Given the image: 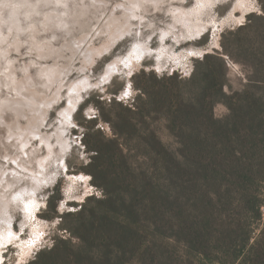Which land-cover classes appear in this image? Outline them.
I'll list each match as a JSON object with an SVG mask.
<instances>
[{
	"label": "trees",
	"instance_id": "1",
	"mask_svg": "<svg viewBox=\"0 0 264 264\" xmlns=\"http://www.w3.org/2000/svg\"><path fill=\"white\" fill-rule=\"evenodd\" d=\"M258 2L261 14L223 32L221 52L195 61L188 78L141 72L132 105L94 102L113 135L92 131L91 121L83 137L93 153L86 171L103 196L60 217L71 238H54L27 264H264ZM229 62L244 74L239 90L228 84ZM218 104L227 110L222 118ZM58 199L49 198L52 217Z\"/></svg>",
	"mask_w": 264,
	"mask_h": 264
},
{
	"label": "rangeland",
	"instance_id": "2",
	"mask_svg": "<svg viewBox=\"0 0 264 264\" xmlns=\"http://www.w3.org/2000/svg\"><path fill=\"white\" fill-rule=\"evenodd\" d=\"M76 1L77 0H70L68 6L73 8L74 2ZM246 1L250 6L242 10V8L239 7L242 0H209L211 4L208 3L207 5V13L205 12L201 17L204 21L212 24L199 37L195 39H181L178 43L175 42L173 36H168L165 38L162 36V30L166 29L169 24L173 23L172 17H170L166 13V11L168 10V5L166 7H163L162 10H159L155 9L152 4H148L152 6H149V8L147 9V13L144 14L146 15V17H144V19L146 18V22L144 20L143 24L138 23L136 25V28H139L141 33L129 36L117 42L116 45L111 49L110 53L104 54L96 61V64L90 69L91 71H89L88 74L91 77L92 81H97L98 78L103 75L102 73L106 69L107 65L113 62L117 57L126 58L131 52V48L133 47V45L136 42H142L156 50H160V47L162 45L169 46V48L172 49V51L176 54H185L190 50H204L206 51V53H204L203 55L197 54L195 57L187 56V58L183 59L182 61L183 65H180L177 62L174 63L173 59L167 58L170 61L166 62L165 67L160 71H157L156 68V58H154L153 56L143 57L140 60L138 67L132 69L131 75H129V77L126 78L125 73L122 72V74L116 73L111 78L116 82L117 85L125 82L132 83L133 77L140 74L141 72L151 73L156 77L169 76L172 73H176L177 75H183V77H181L183 79H186L193 71L195 61L201 59L206 54L221 52L220 38L223 32L225 33L229 30L236 29L244 24V22H246V16L248 14H261L260 4L258 0ZM197 2L198 0H178L174 1L172 4L191 10L195 8ZM87 3H90V1H87ZM112 8L113 7L110 6V11L112 10ZM157 10L160 12H158ZM66 11L67 8L63 5H54V3L50 4L49 0H0L1 32L6 37L7 35H9L7 37L8 43L6 42L5 44L2 43L0 45V51H3V54L0 55V78L3 79V86L0 88V95L2 96V98H16V90L18 85L22 81L26 80V66H30V71L32 74L31 76L37 84L44 83L43 79L40 77V70L37 67V64L41 61L37 57V51L33 49V45L31 46L34 39L39 43L47 42L48 39L57 48L61 49L66 42L70 43L73 39L82 37V32L84 33L85 31H87L86 28H78V26L76 24L74 25L73 23H71L69 28L72 29L75 26L76 28H74L73 30L75 34L72 31V34L71 32L67 33L63 28L57 29L54 33L44 31V17H46L48 13L57 12L64 17ZM231 13L236 15V17H238L239 19L240 17L243 18H241L240 20L238 19V22L236 21L232 23H225L222 27H219L218 31L216 32V29L213 28L214 22L216 21L215 23L220 25L224 20L227 19V17L230 16ZM74 19L77 18L74 17ZM91 19L92 21L89 19L86 21L89 25H93L95 23L93 17H91ZM210 19H212L213 21H211ZM78 21L80 22L81 19H79ZM32 25H35L41 30L37 38H34L33 35L29 33L30 26ZM10 32L12 34H10ZM14 34L17 37L14 36V38ZM216 34L218 35L219 48H215V45H213V38ZM17 39L22 44V46H20L19 48L13 46L12 44ZM105 41L106 36L103 35L101 38L95 39L94 45L100 47ZM9 43H11L12 45ZM64 55L66 56V58L60 60L59 62H61L60 64L71 66V68L73 69V73L69 76L68 79L72 82L76 81L82 75L77 70V68L81 67L82 64L79 60L78 62H75L74 66H72L74 61H70L72 55L69 52H66ZM53 63L54 62L52 61V59L47 61V64L49 65H52ZM47 64L45 63L42 65L45 66ZM101 65H103V71H97V69H99ZM228 67V84L230 85L232 91L239 90L242 84L245 83L244 74L241 68L235 63L229 62ZM67 81L68 80H66V82ZM12 82H15V84L13 85L12 89L8 91L6 89V86H11ZM38 88H41L40 85ZM104 88L105 91L103 93H101L97 88L86 89L80 93V100L76 102V106L71 116L70 124H66L63 129L66 132L62 136V139L66 141L67 146H65L64 151H62L60 146L57 145L56 136L52 138L51 142L55 146L57 154L59 155L57 156L58 158L55 159L54 162H52L48 169V181H51L49 183H42V187L38 189L34 195L30 194V200H32L30 208L31 211H26L28 206L25 203H22V201L18 202L17 205L10 204L8 210L12 219V223H10V229L14 233L18 232L19 235L15 240L11 242L10 247L5 248L3 247V245H1V253L6 251L8 255V259L5 260L3 264H27L34 259L35 255L39 251L50 248L53 244L54 238H71L69 234L59 229V225L61 224L60 217L67 213L78 211L88 197L93 196L95 198H102L103 194L102 192L100 193L101 190L92 184V177L86 171V167L90 162L91 156L93 155V153L86 150L83 140L84 135L89 129L87 123L92 121L90 119H87V116L92 114V112L89 111L90 109L94 110L96 113V118H98V120H95L96 123L102 124L104 125V127L98 128L94 126L92 131L99 130L103 134V136L108 138L112 137L113 135L109 125L99 118V110L95 106L94 102L99 101L108 104L114 100L115 102H121L123 106H130L132 105L137 93V91L133 87V95L130 99L127 100V102L115 99H112L109 102L108 98L112 96L113 93L118 95L119 92L111 84H105ZM55 89L56 88L52 89V91ZM224 91L229 92V89L226 87ZM61 93L63 94V99L58 104L56 103V105L49 109L47 115L45 116L43 126H41L42 133L48 134L49 136L55 135L56 130L61 128L58 121H63V119L59 114L67 107L66 95L68 94V92H65L64 89ZM48 95L49 98H52L53 92H48ZM22 109L24 111H27L28 115H32L28 107L24 106ZM226 114L227 110L223 105L218 104L215 107V117L222 118ZM5 115L9 116L8 122H15V111L7 112ZM21 121L25 125H27L24 120ZM36 121H41V118L38 120L36 119ZM13 131L16 130L14 129ZM0 136L2 137L3 142L8 144V130H4L2 127H0ZM32 144H34L37 149L40 148L41 155L46 158L48 153L47 148L43 145L41 146L38 140H34ZM9 151H11L12 154H14L15 151L17 152L15 148H10ZM0 152L1 154L3 153L2 148ZM34 165L36 169H38V165L36 162L34 163ZM11 166L14 168V165ZM72 175H85L89 177V180L87 181V184L83 183L82 181L71 183L70 179ZM22 185L23 182L19 184V186ZM57 194L59 196V199L55 202V216L52 217L53 213L50 210L49 198L55 197ZM69 209H71V211ZM262 213V226H264V209L262 210ZM36 225H40V227H42V236L40 235V238H37V240L39 241L38 245L33 248L30 255H25L23 253L24 249L21 246L24 242L31 241L34 238L33 232Z\"/></svg>",
	"mask_w": 264,
	"mask_h": 264
},
{
	"label": "bare ground",
	"instance_id": "3",
	"mask_svg": "<svg viewBox=\"0 0 264 264\" xmlns=\"http://www.w3.org/2000/svg\"><path fill=\"white\" fill-rule=\"evenodd\" d=\"M87 1H90V3H87ZM174 1L178 0H77L74 2L73 8H71L68 6L70 0H49L50 4L63 5L67 8V11L64 17L57 12L48 13L44 17V31L54 33L57 29L63 28L67 33L74 32L73 30L76 27L74 26V28L70 29L71 23L76 24L78 28H86L87 31L82 32V37H78V35V39L73 37L75 39L72 38L73 40L71 39L72 42L70 43L66 42L61 49L57 48L48 39L44 43H39L34 39L31 46L33 45V49L37 51V57L41 61L37 64V67L40 70V77L44 83L37 84L31 76L30 66H26V80L18 85L16 98L10 97L4 99L0 95V127L8 130L7 142L9 144L4 143L0 136V147L3 151L2 154L0 152V253L1 245H4L5 241L9 239V234H13L11 242L17 238L15 233L10 229V223H12L8 212L10 204L17 205L18 202L22 201V203L28 206L26 211L29 210L30 212L32 204L30 196L34 195L42 187V183H49L51 181H48V169L59 155L51 140L56 136L57 145L60 146L62 151L65 150L66 141L62 139V136L66 131L63 129L66 124H70L76 102L80 100V93L86 89L96 88L97 81H92L88 74L91 71L90 69L96 64V61L104 54L110 53L117 42L141 33L140 29L136 28V25L144 23L146 19H144L146 17L144 14L147 13V9L152 5L155 9L159 10L168 5L166 13L172 17L173 23L162 30V36L164 38L173 36L176 43L181 39L186 40L199 37L212 24L204 21L201 17L207 10V5L210 3L209 0H206L204 3L198 0L195 8L191 10L173 5ZM110 6L113 7L111 11L109 9ZM249 6L246 0H242L239 5L242 10ZM74 17L77 19H74ZM91 17L95 20L93 25H89L86 22L88 19L92 21ZM79 19H81L80 22L78 21ZM238 19L236 15L231 13L226 20H222L223 22L220 25L215 23V21L213 28L217 32L218 28L222 27L225 23L238 22ZM210 20L213 21L212 19ZM11 32L10 34H12ZM40 32L41 30L35 25L30 26L29 33L34 38H37ZM103 35L106 36V41L100 47L94 45L95 39H99ZM7 37L3 35L0 28V45L8 41ZM12 44L17 48L22 46L18 39ZM213 45H215V48H219L217 34L213 38ZM66 52L72 55L70 60L71 62L74 60L72 66L79 60L82 64L81 67L77 68L82 75L73 82L68 79L73 73L71 66H66L59 62L66 58L64 55ZM204 53H206L204 50H190L185 54H176L169 46L162 45L160 50H156L145 43L136 42L126 58L117 57L107 65L102 74L109 75L111 79L116 73L122 74L123 72L127 78L129 77L128 73L132 72V69L137 68L140 60L146 56L156 58V68L160 71L165 67L166 62L170 61L167 58L173 59L174 63L177 62L183 65L182 61L187 56L195 57L197 54L203 55ZM1 54H3V51H0ZM50 59L54 62L52 65L47 64V61ZM45 63L47 65L43 66L42 64ZM66 80L68 81L66 82ZM14 84L15 82H12L11 86L7 85L6 89L8 91L11 90ZM39 85L41 88H38ZM2 86L3 79L0 78V88ZM54 88L56 89L52 91ZM64 89L65 92H68L66 95L67 107L59 114L64 122L59 120L58 123L61 128L56 130L55 135L49 136L42 133L41 126H43L49 109L63 99L61 92ZM48 92H53L52 98L48 97ZM24 106L29 108L32 115H28L27 111L22 109ZM13 111L16 112V120L14 123L8 122L9 116L5 114ZM40 118L41 121H36V119ZM21 120H24L27 125ZM14 129L16 131H13ZM34 140H38L41 146L43 145L47 148L48 153L46 158L41 155L40 148L37 149L32 144ZM10 148H15L17 152L15 151L12 154L9 151ZM35 162L38 165V169L34 165ZM11 165H14V168ZM88 180L89 177L85 175H72L70 179L71 183L82 181L85 184H87ZM22 182L23 185L19 186ZM33 235L34 238L31 241L24 242L21 246L24 249L23 253L25 255H30L33 248L38 245L39 241L37 238H40V235L42 236V227L40 225L35 226Z\"/></svg>",
	"mask_w": 264,
	"mask_h": 264
},
{
	"label": "snow or ice",
	"instance_id": "4",
	"mask_svg": "<svg viewBox=\"0 0 264 264\" xmlns=\"http://www.w3.org/2000/svg\"><path fill=\"white\" fill-rule=\"evenodd\" d=\"M201 2L204 3V2H206V0H201ZM97 71H101L102 72L103 71V65H101L100 68L97 69ZM157 71H159V69H157ZM128 75H131V72H129ZM105 84H111L119 92L118 95L113 93V95L108 98L109 102L112 99L123 101V102H127V100L130 99L131 96L133 95V91L134 90H133V84L131 82H125V83L117 85L115 81L110 79L109 75H102L97 80L96 88L101 93H103L105 91V88H104ZM89 111L92 112V114L87 116V119H90V120H92L95 123L96 113H95L94 110H91V109ZM101 111H102V109H101ZM95 126L98 127V128H103L104 127V125L99 124V123H96ZM69 210L71 211V209H69ZM12 235L13 234H9V239L7 241H5L3 247L8 248V247L11 246V236ZM15 235L18 237L19 233L17 232V233H15ZM7 259H8V255H7L6 251L3 252V253H0V264H3V262L5 260H7Z\"/></svg>",
	"mask_w": 264,
	"mask_h": 264
},
{
	"label": "built area",
	"instance_id": "5",
	"mask_svg": "<svg viewBox=\"0 0 264 264\" xmlns=\"http://www.w3.org/2000/svg\"><path fill=\"white\" fill-rule=\"evenodd\" d=\"M182 77H183V75H181ZM189 77V76H188ZM102 191H100V193H101Z\"/></svg>",
	"mask_w": 264,
	"mask_h": 264
}]
</instances>
